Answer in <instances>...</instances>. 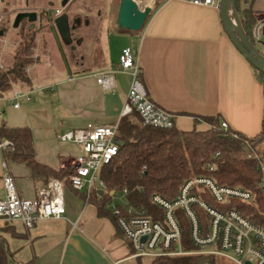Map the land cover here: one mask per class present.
<instances>
[{
	"label": "crops",
	"instance_id": "1",
	"mask_svg": "<svg viewBox=\"0 0 264 264\" xmlns=\"http://www.w3.org/2000/svg\"><path fill=\"white\" fill-rule=\"evenodd\" d=\"M252 11L255 24L261 25L254 47L264 55V44H259L264 39V0H254ZM87 28L92 30L85 33L92 38L88 43L93 45L87 48L91 61L83 57L82 64L69 66L62 62L59 47L42 45L45 60L37 59L27 68L29 84L17 83L0 97V126L29 129L35 161L63 175L48 178L61 185L63 219L40 221L29 230L19 222L7 223L18 235L2 233L16 264H139L137 259H128L131 246L121 230L110 219L99 217L83 192L70 187L71 161L82 151L76 144L57 139L69 130L118 124L131 81L130 74L114 72L124 47L133 49L148 97L174 115L176 129L206 131L209 125L200 120L205 117L225 122L228 129L248 138L262 130L263 85L225 33L218 8L157 1L140 31L120 30L103 47L101 27L98 32ZM5 43L1 45L2 57L7 51ZM79 46L70 51L76 52ZM96 46L100 49L97 63ZM100 73H112V89L104 90L97 83ZM17 89L25 95L17 99L14 108L15 101L9 98ZM6 156L0 153V199L5 195L3 177L7 174L14 178L20 197L33 199L36 186L44 183L33 177L30 168L6 161ZM261 157L264 161V154ZM0 222L1 229L5 222ZM215 263L231 264L224 260Z\"/></svg>",
	"mask_w": 264,
	"mask_h": 264
},
{
	"label": "built area",
	"instance_id": "2",
	"mask_svg": "<svg viewBox=\"0 0 264 264\" xmlns=\"http://www.w3.org/2000/svg\"><path fill=\"white\" fill-rule=\"evenodd\" d=\"M166 1L172 0H159L160 3ZM178 1L218 8V0ZM2 5L3 0H0V7ZM260 34L261 25L257 23L251 31L254 42L259 40ZM0 70L4 71L1 64ZM114 72H126L131 76L122 117L135 113L142 126L157 129H171L174 126V115L158 107L148 97L140 81L136 54L131 47L122 49ZM96 81L104 90L114 87L112 73H100ZM23 95L18 89L11 92L9 101H15L14 108L18 107L16 101ZM117 127L118 124H113L69 130L57 135V139L81 148L82 153L71 161L69 185L73 190L83 192L87 200L92 196L97 199L104 196L110 198L105 208L117 217V225L130 243L131 254L128 259L203 254L231 264H264V226L245 218L234 207H226L232 201L253 202L254 195L242 187L219 185L210 176L191 177L180 186L174 199L167 200L158 194L151 197V203L162 214L161 221L136 214L123 197L127 192L125 189L123 195H111L99 173L118 154ZM221 128L227 131V123L221 122ZM12 150L11 142L0 138V153L7 154ZM255 152L263 161L264 142L255 146ZM3 185L5 195L0 199L1 221L19 222L25 230H29L40 221L63 219V192L57 180L50 179L37 185L33 199L18 195L10 174L3 177ZM177 211L182 213L188 223L189 236L196 251H185L181 246V225ZM200 214L204 216V221L200 219Z\"/></svg>",
	"mask_w": 264,
	"mask_h": 264
},
{
	"label": "trees",
	"instance_id": "3",
	"mask_svg": "<svg viewBox=\"0 0 264 264\" xmlns=\"http://www.w3.org/2000/svg\"><path fill=\"white\" fill-rule=\"evenodd\" d=\"M244 36L254 45L251 31L256 23L252 11L254 0H233ZM245 5V8L241 6ZM24 25H27L25 23ZM15 48L13 63L5 71L0 70V97L10 92L17 83L29 84L27 68L33 63L35 35L23 31ZM264 56V55H263ZM256 79L263 85L264 72L252 67ZM209 125L206 131H180L175 128L157 129L142 126L135 113L123 116L118 122L117 156L100 170V178L110 192L122 194L136 214L148 216L152 220H162V214L151 203L155 194L167 200L176 197L180 186L194 176H210L217 184L228 187H242L254 195L252 203L230 202L226 207L235 208L245 218L264 226V163L256 156L255 146L264 142V120L259 135L245 137L237 132L221 128L215 118H201ZM0 138L8 140L13 150L7 153L6 161L22 164L31 169L33 177L43 183L49 177L59 178L55 173L39 165L33 156L32 136L27 128H8L0 126ZM218 155L216 156V154ZM212 168V170H210ZM72 174V173H71ZM70 174V175H71ZM69 178V177H68ZM108 196L97 199L90 197L99 217L110 219L117 225V217L106 209ZM210 202V201H209ZM181 225V246L185 251H196L192 244L188 223L182 213L177 211ZM204 221V216L200 214ZM2 233L18 237L7 223L0 229V264H10L12 255ZM141 264L140 258L137 259ZM149 264H216L209 255L194 254L181 257H157L149 259Z\"/></svg>",
	"mask_w": 264,
	"mask_h": 264
},
{
	"label": "rangeland",
	"instance_id": "4",
	"mask_svg": "<svg viewBox=\"0 0 264 264\" xmlns=\"http://www.w3.org/2000/svg\"><path fill=\"white\" fill-rule=\"evenodd\" d=\"M136 1H142V0H136ZM154 1V3H153ZM151 0L152 6L150 8H153L155 3L159 0ZM120 0H104L102 3L103 5V20L101 23V34L99 35L100 38V45L103 47L107 46V40L112 35H118L120 32L119 29L113 28L112 25H116V15H117V9L119 5ZM52 8L53 9H60V2L54 1L52 2ZM138 6V5H137ZM97 7V4L95 0H75V3H72L69 8L66 9V14L68 17L69 22H72V17H74V14L79 13L81 18L84 19V17L87 15L88 19L93 20V13L94 9ZM140 9H143L144 7L138 6ZM48 1L45 0H38L36 2L29 3V6L24 5L21 2H18L16 0H3V5L0 7V19L2 17V20L0 21V32L3 33L2 36H0V50L1 45H3V42H7L4 44V49H6L4 56H1L0 51V63L4 67V71L7 70L13 63V56L15 48L18 46V43L20 41V36L23 34V31H31L34 33L36 39H35V45L33 48V60L36 61L37 59L39 62H42V60H45L43 57V52L41 51L42 45H51L56 46L61 49V59L62 62L66 63L67 65L71 66L74 63V60H77L79 57H86L91 61V57L88 53L87 48L89 49L93 44L88 43L91 41V37L89 38L86 36V34L89 31H92L91 29L80 27L79 29H74L71 26V33H70V39L73 41L72 38L81 37L82 38V44L78 47L79 50L76 52H71L70 48L72 46H75L73 42L71 44H63L61 42L54 26H53V19L55 17H39L37 18V21L33 24H21L17 28H13V22L15 19V16L22 12L25 9L30 10L31 12H37L36 10H43V9H49ZM38 11V12H39ZM89 30V31H88ZM87 31V33H86ZM86 33V34H85ZM264 44V39H262L259 44ZM100 49L99 46H96L95 48V63H97L99 59ZM57 58L59 59L58 55ZM3 71V70H2ZM33 74V73H32ZM34 75V74H33ZM119 197V195H117ZM2 223L0 222V225ZM18 226V225H17ZM12 245V244H11ZM11 247V250H13V247ZM143 264H148L149 259H142ZM10 264H16L15 261H11Z\"/></svg>",
	"mask_w": 264,
	"mask_h": 264
},
{
	"label": "water",
	"instance_id": "5",
	"mask_svg": "<svg viewBox=\"0 0 264 264\" xmlns=\"http://www.w3.org/2000/svg\"><path fill=\"white\" fill-rule=\"evenodd\" d=\"M218 9L224 31L235 49L252 67L264 72V56L244 36L234 8V1L218 0ZM150 13L151 8L140 9L133 0H120L116 15V27L119 30L138 32L143 28ZM24 20L33 24L37 21V14L35 12L18 13L14 19L13 28H17ZM53 26L61 41L69 43L70 25L67 15L62 14L55 17ZM113 194L114 192H111V195Z\"/></svg>",
	"mask_w": 264,
	"mask_h": 264
},
{
	"label": "flooded vegetation",
	"instance_id": "6",
	"mask_svg": "<svg viewBox=\"0 0 264 264\" xmlns=\"http://www.w3.org/2000/svg\"><path fill=\"white\" fill-rule=\"evenodd\" d=\"M18 2L23 3L26 6H29V3L32 2H36L38 0H16ZM48 1V6L50 7L49 9H43L41 11L36 10L37 12H35L37 14V18L39 17H57L59 15L65 14L66 13V9L70 7V5L72 3H75V0H45ZM54 1H59L60 2V9H53L52 8V2ZM97 7L94 9V15H93V20L88 19V16L86 15L84 17V19L81 18L79 13L74 14V17H72V22H69L70 25V33H71V26L74 29H79L80 27H92V29H96V31L98 32V30L101 27V23L103 20V5L102 3L104 2V0H95ZM39 11V12H38ZM22 12H31L28 9L23 10ZM16 17V16H15ZM27 23L29 24L26 20H24L23 22H21L19 25ZM97 35L95 33V35L93 36V41H97ZM70 39V36H69ZM73 41L70 39L71 42H73L75 45H80L82 43V38L81 37H77V38H72ZM69 41V42H70ZM73 48V47H72ZM82 60L83 57H79L77 60H74L75 64H82Z\"/></svg>",
	"mask_w": 264,
	"mask_h": 264
},
{
	"label": "bare ground",
	"instance_id": "7",
	"mask_svg": "<svg viewBox=\"0 0 264 264\" xmlns=\"http://www.w3.org/2000/svg\"><path fill=\"white\" fill-rule=\"evenodd\" d=\"M138 6H141V7H148L150 8L152 6V2L151 0H142V1H136V0H133ZM153 1V0H152ZM154 3V1H153Z\"/></svg>",
	"mask_w": 264,
	"mask_h": 264
}]
</instances>
